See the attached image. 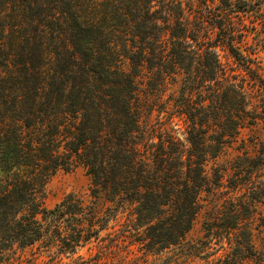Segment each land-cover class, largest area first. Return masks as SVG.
<instances>
[{
	"label": "trees",
	"instance_id": "1",
	"mask_svg": "<svg viewBox=\"0 0 264 264\" xmlns=\"http://www.w3.org/2000/svg\"><path fill=\"white\" fill-rule=\"evenodd\" d=\"M23 1L29 29L17 56L0 9V254L37 243L74 253L94 240L97 252L72 264H125L135 242L164 255L161 264H264V135L249 140L253 153L241 139L229 171L207 170L245 125L264 122L262 60L243 53L235 16L209 0H117L88 24L69 0ZM47 40L57 61L49 72ZM78 164L92 178V203L69 194L44 206L49 179ZM202 192L211 206L201 246L216 245L203 263L198 246L184 248ZM100 201L111 204L104 214ZM118 218L126 221L103 234ZM174 247L181 254L165 255Z\"/></svg>",
	"mask_w": 264,
	"mask_h": 264
},
{
	"label": "rangeland",
	"instance_id": "2",
	"mask_svg": "<svg viewBox=\"0 0 264 264\" xmlns=\"http://www.w3.org/2000/svg\"><path fill=\"white\" fill-rule=\"evenodd\" d=\"M113 1L117 0H69V6L75 9L78 18L90 24L96 20L104 11L112 10ZM188 3L191 0H186ZM197 3V0H194ZM208 4L213 8L214 11L221 10L222 12H228L234 15V21L237 25L243 26L246 33V40L242 42L243 53L249 54L250 51H256V54H251L253 57L259 56L262 60L263 68L259 71L264 75V32L263 21H264V0H232L231 5H224L220 0H209ZM26 5L23 0H0V9L5 11L3 23H8L6 37L4 38L8 42H4L8 52L13 53V56H17L22 52V48L25 45V33L28 26V13ZM5 21V22H4ZM218 30V29H217ZM8 38V39H7ZM50 40H47L44 46L43 55L41 56L42 63L46 72L56 67L57 61L49 48ZM222 61L233 67L230 69L232 74L238 75V79L243 76H247L250 81V76L247 73L244 65L235 61L234 58L230 57L227 51L220 49ZM243 63V61H241ZM229 66V67H230ZM256 68L257 65H254ZM147 72L139 77V83L142 89H144V81L147 79ZM143 84H142V83ZM247 90L250 93L252 103L257 105L260 103V96L257 87H253L252 82L246 81ZM178 85H172L169 89V93L176 91ZM259 110L261 108L259 107ZM143 117L146 116V111L142 112ZM180 126L183 125L181 122ZM263 133V134H262ZM264 135V122L260 119L258 124L251 125L247 124L241 130L240 138L238 142L228 146L225 150L220 153L216 158H210L207 162V170L212 172L213 166H220L221 168L230 169L232 160L237 154L242 152L241 139H247V143L250 151L253 153L255 148L249 141L256 136L262 137ZM228 173V172H227ZM1 177V173H0ZM69 194H75L85 200L86 203H92L94 200L92 196V178L88 174L86 168L78 164L67 170L64 168L59 169L46 183L43 193L41 194V201L44 206L53 208L59 203L65 196ZM206 192H202L201 203L203 208L199 212L192 229L187 233L184 248L198 246L199 251L197 255H201L200 261L206 262L207 255L205 251H214L213 245L208 250L206 247H202V243L205 241V221L207 219V211L210 209V203ZM111 206L109 202L100 201L97 204L98 210L101 214H104L105 210ZM126 216V214H124ZM124 217V216H123ZM126 221L125 218L111 221L112 225L110 228L102 230L103 234L108 231H113L115 228H120V223ZM114 229H113V228ZM183 250L179 248H172L168 250L166 254L179 255ZM97 252V243L92 241L89 244L80 247L74 253H61L57 247H47L42 243L35 245L20 247L18 245L12 248L6 249L0 254V264H72L81 259L91 257ZM201 253V254H200ZM215 253V252H213ZM217 253V252H216ZM215 253V254H216ZM214 254V255H215ZM123 258V259H121ZM120 258L121 263L127 264H161L164 255H156L152 252L146 251L143 247H140L138 242L129 244L122 252ZM213 258V255L211 256ZM205 260V261H204ZM115 264V263H112ZM242 264H252L251 261L245 260Z\"/></svg>",
	"mask_w": 264,
	"mask_h": 264
}]
</instances>
